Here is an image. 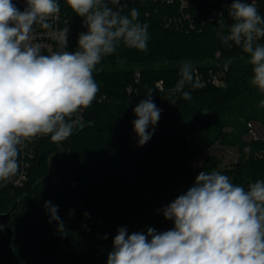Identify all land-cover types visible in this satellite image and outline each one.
Wrapping results in <instances>:
<instances>
[{
	"label": "trees",
	"instance_id": "1",
	"mask_svg": "<svg viewBox=\"0 0 264 264\" xmlns=\"http://www.w3.org/2000/svg\"><path fill=\"white\" fill-rule=\"evenodd\" d=\"M182 1L108 0L122 14L138 10L139 22L148 25L147 50L121 46L103 58L93 73L99 91L91 106L81 110L82 121L72 135L60 142L33 138L25 183L0 182V213L14 205L0 229V264H107L118 228L131 234L173 227L161 209L187 191L175 187L179 176L194 183L201 171L216 170L246 189L264 179V140H243L251 118L264 122V108L248 85L252 66L240 46L224 44L218 36L227 34L232 23V0ZM254 2L264 16V0ZM58 3L60 30L68 28L67 50L75 52L85 30L79 27L83 18L65 0ZM220 13L223 26L217 24ZM42 28L34 25L32 31ZM227 60L223 85L200 88L192 83L193 69L205 73ZM149 90L162 112L152 138L138 146L133 109ZM214 144L237 147L238 161L219 169L221 159L208 155L192 171L191 158ZM45 201L58 206L63 232L56 221L49 223Z\"/></svg>",
	"mask_w": 264,
	"mask_h": 264
},
{
	"label": "clouds",
	"instance_id": "2",
	"mask_svg": "<svg viewBox=\"0 0 264 264\" xmlns=\"http://www.w3.org/2000/svg\"><path fill=\"white\" fill-rule=\"evenodd\" d=\"M65 3L83 18L87 32L79 34L75 52L44 55L30 42L31 33L34 25L50 27L47 21L60 12L58 0H26L23 11L13 0H0V182L19 171L18 157L25 141L49 136L60 142L72 135L73 115L90 107L99 91L93 73L103 58L121 46L147 50L148 25L139 22L137 9L125 15L108 0ZM219 16L217 24L223 26V13ZM228 16L229 30L218 36L248 55L250 84L264 94V44L259 42L264 39V16L254 0H232ZM67 36L65 27L62 49H67ZM187 70L185 65V78ZM259 106L264 108V99ZM133 112L137 144L144 146L155 132L162 109L149 90ZM44 208L49 223L56 221L58 231L63 232L58 206L45 201ZM161 211L173 222L170 230L157 232L149 227L144 233L129 234L126 227L118 228L107 264H264V179L246 189L226 174L203 170L185 193Z\"/></svg>",
	"mask_w": 264,
	"mask_h": 264
},
{
	"label": "built area",
	"instance_id": "3",
	"mask_svg": "<svg viewBox=\"0 0 264 264\" xmlns=\"http://www.w3.org/2000/svg\"><path fill=\"white\" fill-rule=\"evenodd\" d=\"M117 1L118 0H115V2ZM167 1H171V0H167ZM180 1L181 4L183 5L184 2L182 0ZM13 2L16 4V7L19 8L21 11H23L24 8L26 7V0H13ZM47 22L50 24L49 28H42L32 31L30 42L32 44L38 45L40 47V50L44 52L46 55H50L56 51L67 50L61 48V30L59 27L58 15L56 14L53 18H49ZM79 27L85 28L83 21L79 23ZM229 63L230 60H227L218 68H209L205 73L199 72V70L196 68L193 69V71L190 73V78H192V83L200 88L204 87L205 85H213V86L223 85ZM135 81L137 82V79ZM156 86L159 90H161L162 82L158 81L156 83ZM128 91L130 92L131 88H128ZM72 120L75 121L74 127L76 124H79L82 121L81 111L74 114ZM247 127H248V131L252 133L251 131L252 126L250 122L247 123ZM170 133L172 135L174 131ZM157 138L161 139L162 135L157 134ZM33 145L34 143L32 142L31 139L29 141H25V143L21 146L18 157L19 171L15 176H13L9 180L13 186L20 187L25 183L27 179L29 161L33 158V151H32Z\"/></svg>",
	"mask_w": 264,
	"mask_h": 264
},
{
	"label": "rangeland",
	"instance_id": "4",
	"mask_svg": "<svg viewBox=\"0 0 264 264\" xmlns=\"http://www.w3.org/2000/svg\"><path fill=\"white\" fill-rule=\"evenodd\" d=\"M84 29L85 30L83 32H87V28H84ZM248 85L252 91L251 97L255 101H259L261 99H264V94H261L255 87L251 86L250 79L248 80ZM245 96H243V97H245ZM234 105L237 106L238 102L235 103ZM249 122L251 123V126H252L251 131H252L253 135H252V133L247 131L243 135V140L248 141V140L255 138V137L264 140V122H261L260 120H257L254 118H251ZM225 131H231V128H225ZM245 151H247V150H245ZM208 155H215L221 159V164L218 166L219 169L229 168L231 166V164L238 161V159L240 157L237 147L221 146L219 144H214L209 150H207L205 152H201V153H199L196 156L191 158V160L189 161V165H190L191 170L192 171L195 170L200 165L201 161ZM244 155H246V153ZM176 181L177 182H176L175 187H177V188L180 187L182 189H188L193 185L192 182L187 183L182 175L179 176Z\"/></svg>",
	"mask_w": 264,
	"mask_h": 264
},
{
	"label": "water",
	"instance_id": "5",
	"mask_svg": "<svg viewBox=\"0 0 264 264\" xmlns=\"http://www.w3.org/2000/svg\"><path fill=\"white\" fill-rule=\"evenodd\" d=\"M237 165H238V163H237ZM13 210H14V205L7 212L0 213V229H3L6 227L7 222L9 220V218L11 217Z\"/></svg>",
	"mask_w": 264,
	"mask_h": 264
}]
</instances>
